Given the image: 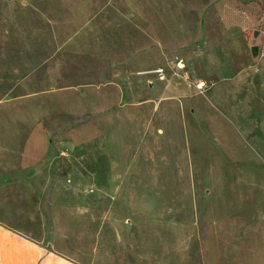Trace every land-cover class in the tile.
<instances>
[{"label":"rangeland","instance_id":"1","mask_svg":"<svg viewBox=\"0 0 264 264\" xmlns=\"http://www.w3.org/2000/svg\"><path fill=\"white\" fill-rule=\"evenodd\" d=\"M1 122L45 135L58 255L264 264V0H0Z\"/></svg>","mask_w":264,"mask_h":264},{"label":"crops","instance_id":"2","mask_svg":"<svg viewBox=\"0 0 264 264\" xmlns=\"http://www.w3.org/2000/svg\"><path fill=\"white\" fill-rule=\"evenodd\" d=\"M40 123L37 130L43 129ZM44 137L32 133L19 155L10 149L17 145L10 140L7 125L0 123V264H76L58 255L52 243L57 196L67 191L57 187L58 174L46 165L52 160L31 149L32 143L38 146Z\"/></svg>","mask_w":264,"mask_h":264},{"label":"built area","instance_id":"3","mask_svg":"<svg viewBox=\"0 0 264 264\" xmlns=\"http://www.w3.org/2000/svg\"><path fill=\"white\" fill-rule=\"evenodd\" d=\"M175 65V68L177 71H181L185 69V62L183 59L176 57L173 60L170 61L169 66L172 67ZM154 72V71H153ZM155 73H157L160 77H164V70L162 68L155 70ZM197 88L202 89L205 86V83L203 81H199L196 83Z\"/></svg>","mask_w":264,"mask_h":264},{"label":"water","instance_id":"4","mask_svg":"<svg viewBox=\"0 0 264 264\" xmlns=\"http://www.w3.org/2000/svg\"><path fill=\"white\" fill-rule=\"evenodd\" d=\"M257 52H258V47L255 46V47L253 48V53H254V54H257Z\"/></svg>","mask_w":264,"mask_h":264}]
</instances>
